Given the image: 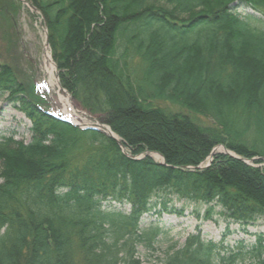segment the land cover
<instances>
[{"label": "trees", "instance_id": "1", "mask_svg": "<svg viewBox=\"0 0 264 264\" xmlns=\"http://www.w3.org/2000/svg\"><path fill=\"white\" fill-rule=\"evenodd\" d=\"M25 1L44 18L61 87L128 154L22 98L31 142L0 140V264H143L140 249L163 243L161 264H239L246 254L264 264L261 237L235 252L201 236L180 244L145 223L182 216L167 199L175 194L220 207L245 233L264 218V169L225 154L199 168L218 146L264 158V0ZM19 6L0 0V21L14 29ZM12 71L0 64V94L16 99L27 92Z\"/></svg>", "mask_w": 264, "mask_h": 264}, {"label": "rangeland", "instance_id": "2", "mask_svg": "<svg viewBox=\"0 0 264 264\" xmlns=\"http://www.w3.org/2000/svg\"><path fill=\"white\" fill-rule=\"evenodd\" d=\"M17 1L21 6H19L16 14L14 29L3 19L0 21V64L13 70L14 78L18 83L23 84L27 93L25 96L22 93L17 94V100L15 98L10 99V93L0 94V140L13 139L25 144L31 142L32 122L22 110L25 107L22 102L24 97L26 101L39 109H43L44 112L59 116L62 113L66 115L64 101L68 98L72 108L78 111L72 117L73 123L80 128L92 123L94 121L92 118L99 119L98 116L84 110L79 102L61 88L59 72L52 58L49 43H47L48 32L44 26L42 14L33 10V6L25 0ZM47 54L50 55L55 70H52L50 64L47 63L45 57ZM154 104L167 111L190 115L201 125L214 126L212 120L194 114L173 103L155 100ZM215 149L217 150L216 154H223L221 152L227 150L224 146H218ZM122 151L127 153L125 150ZM229 152L233 156L241 158L235 153ZM150 155L155 162H162L160 154L150 153ZM154 155L160 157L161 160L157 161ZM209 157L199 167L200 169L208 164ZM252 160H246L245 163L264 169V161L260 165H255L254 162H251ZM167 197L171 200L172 205L178 209H184V214L182 216L164 214L160 219H157L155 214H151L145 217V223L158 222L164 230L170 232L169 238L173 239L174 242L177 241L182 244L189 236H201L204 241L223 242V247L227 250L233 248L236 250L235 252H239L240 242L243 243L242 248L250 250L253 244L258 246V239L261 237V244L263 245L261 252L264 257V218H259L253 225L248 226L247 233H245L238 224L230 223L226 219L220 207L214 206L210 210L212 205L186 202L183 199L180 200L177 194L167 195ZM122 210L128 212L129 207L123 206ZM166 247L167 245L163 243L161 246H157L154 251L146 252L140 249L139 256L143 264H161L162 253ZM222 252L226 253L227 251L224 249ZM238 258H244L239 264H255L256 262V257L253 254H246L244 257ZM240 259L238 260L240 261Z\"/></svg>", "mask_w": 264, "mask_h": 264}, {"label": "water", "instance_id": "3", "mask_svg": "<svg viewBox=\"0 0 264 264\" xmlns=\"http://www.w3.org/2000/svg\"><path fill=\"white\" fill-rule=\"evenodd\" d=\"M33 10L36 11L35 8H33ZM61 121H63V120H61ZM87 129L93 130V131H97V132H100L102 134L107 135L108 137L114 139L117 142V144L121 147V149L124 150V146H123L121 140L116 135H114L111 132V130H110L109 127L104 126V125H101V124H94V125H90ZM216 153H217V150L214 149L213 152L211 153L210 157H209L208 164L204 168L202 167L201 169H206V168H208L211 165V163L213 161V158L216 155ZM221 153L226 154V155L231 156V157H234V158L239 159L241 161L247 162L246 160H244L242 158H238V157L233 156V154H231L228 150L222 151ZM147 156H150L151 157L150 153H147ZM129 157H131V156H129ZM257 160H264V158H259V159L256 158V159H253L251 162H254V161H257ZM160 164L165 166V162H164V158L163 157H162V162Z\"/></svg>", "mask_w": 264, "mask_h": 264}, {"label": "bare ground", "instance_id": "4", "mask_svg": "<svg viewBox=\"0 0 264 264\" xmlns=\"http://www.w3.org/2000/svg\"><path fill=\"white\" fill-rule=\"evenodd\" d=\"M45 57H46L47 63L50 64L52 70H55V69H54L55 67H54L53 62L51 61V57H50V55L47 54ZM51 73H52V72H51ZM64 103H65V110H64V112H65V114H66L65 117H68V118H71V119H72L73 115H74L75 113H78V111H76L74 108H72L71 101H70L68 98L64 101ZM154 158H155L157 161H160V160H161L160 157H158L157 155H154Z\"/></svg>", "mask_w": 264, "mask_h": 264}]
</instances>
